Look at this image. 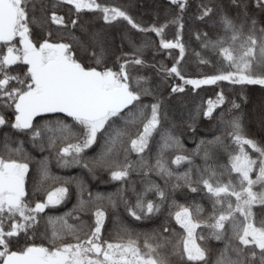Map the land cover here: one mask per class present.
<instances>
[{
	"label": "snow or ice",
	"instance_id": "1",
	"mask_svg": "<svg viewBox=\"0 0 264 264\" xmlns=\"http://www.w3.org/2000/svg\"><path fill=\"white\" fill-rule=\"evenodd\" d=\"M169 2L181 15L148 27L136 23L120 8L104 6L96 0H56L52 7L71 5L77 14L84 10L100 11L106 23L122 19L138 32L154 33L159 38L157 51L178 49L179 55L171 67L162 63L159 67L150 65L165 80L172 77L183 82L173 84L171 93H183L188 85L198 89L221 81L264 86V27L257 28L256 19L248 16L244 0H231L242 10L239 23L237 18L221 15L218 23L224 35L210 40L204 33L205 39L201 41L203 48L211 49L222 58L228 70L199 79L186 78L179 67L185 56L181 20L188 0ZM30 3L33 0H0V110H10L14 117L10 121L0 111V128L9 126L27 135L34 147L39 146L42 151L47 148L54 153L61 168L79 166L93 175L97 169L107 171L111 181L120 182V188L107 196L89 192L85 199V187L77 183L78 203L73 210L63 216L43 217L41 214L46 209L65 201L69 194L66 185L73 181L65 180L61 186L46 191L43 201L30 203L26 189L29 158L24 141H12L6 135L0 142V264H166L164 258L157 260L153 256L163 245H153L148 238L144 243L146 251L132 238L126 242L103 240L106 212L96 205L106 200L116 208L119 202L136 220L147 218L161 211L169 198L166 189L173 179L171 191L187 187L195 193L202 185L212 199V213L207 219L198 218L203 211L198 204L187 207L173 202L170 206L178 208L170 214L183 229L175 251L185 264H209V249L197 242L208 239L225 242L214 264H255L257 257L260 264H264V220L257 226L252 210L254 205L264 206V147L244 135L239 117L222 121L226 124L230 145L225 144L223 136H216L212 140L202 139L186 154L179 137L163 126L167 115L161 111V101L146 104L142 100L153 95L147 86L150 78L135 74V69L149 66L142 58L143 49L153 42L137 46L129 40L131 51H122L112 66H108L103 43L93 35L90 46L72 31L78 27L77 19L70 17L66 22L65 17L55 11L51 13V22L67 31L58 41L34 42L30 23H35L36 18L29 17ZM255 5L264 11V0H255ZM201 9L200 20L213 13L210 6L201 5ZM169 24L178 25L173 40L164 38ZM79 29L86 32L83 25H79ZM51 35L49 32L48 36ZM196 38L201 40V34ZM77 49L87 53L91 63L83 62L76 54ZM168 55H172L171 51ZM195 55L200 63H209L200 53ZM223 102V92L217 95L215 103L209 100L204 117L211 118L215 108ZM238 107L233 103V108ZM154 135L159 139L155 142L157 151L153 163L147 153ZM98 137L104 140L102 150L89 161L85 153L97 143ZM231 145L235 148L228 151V163L218 165L214 150L227 151ZM245 146L258 156L253 158ZM170 151L176 153L174 158L166 157ZM133 153L136 159H132ZM195 156L203 160L202 166L194 164ZM182 164L188 165L183 172H176L170 166L179 168ZM133 173L143 177L139 192L130 181ZM38 174V190L46 182L55 184L62 179L51 173L47 157L40 162ZM151 174L164 179L165 187L151 180ZM224 176L228 177L226 182ZM129 184L136 197L135 204H130L124 195ZM256 186L261 190H254ZM149 194H155L158 202L148 199ZM89 212L94 219L91 225H86L80 221L79 214ZM69 217L79 223H69ZM42 220L49 244L26 243L21 249L12 250L13 238L23 234L32 239ZM201 228L209 230L207 235L197 233ZM164 231L169 229L165 227ZM68 237L73 242L65 243Z\"/></svg>",
	"mask_w": 264,
	"mask_h": 264
},
{
	"label": "trees",
	"instance_id": "2",
	"mask_svg": "<svg viewBox=\"0 0 264 264\" xmlns=\"http://www.w3.org/2000/svg\"><path fill=\"white\" fill-rule=\"evenodd\" d=\"M96 2L104 6L120 8L143 27H148L153 24L161 25L181 15L176 6L170 4L169 0H97ZM54 3L56 1L33 0V3L29 4V14H33L36 20H39V18H45V14H51L55 11L58 15L64 14L66 22L70 17L77 19L78 27L72 29V31L90 46L91 36L94 35L99 41L101 40L107 52L106 59L108 66H112L116 56L120 55L122 51H131L129 40L137 46L145 42H153L150 47L143 49L142 58L149 66L142 68L137 66L135 69V74L150 78L147 86L151 88L153 95L142 97V100L146 104L154 103L156 100L161 101V111L167 115V119L163 121V126L170 128L173 134L179 137L186 154H190L202 139L206 141L212 140L216 136H223L225 144L230 145V138L227 137L226 124L222 121H228L234 117H239L244 135L254 140L259 146L264 147V86L231 84L227 81H221L215 85H203L198 89H193L191 85H188L185 86L183 93H171V86L173 84H182L183 82L178 78L172 77L165 80L163 75L158 74L156 68L150 67V65L155 64L159 67L162 63L166 67H171L174 63V58L179 55L178 49L157 51L159 38L154 33L138 32L132 29L122 19L112 23H106L103 20V15H101L103 13L100 11L84 10L77 14L71 5L63 4L58 5L54 9L52 7ZM244 3L247 7L248 16L256 19L257 28L264 27V11L256 7L255 0H244ZM201 5H207L213 8L212 15L206 17L204 20L198 19L202 10ZM241 11V9H238L232 4L231 0H188L181 20L184 25L181 36L182 43L185 45V56L179 65L182 74L186 78L199 79L228 70L222 58L211 49L203 48L201 41L205 39L203 36L204 33H207V39L210 40H216L218 36H223L224 32L218 23L220 16L228 15L231 18H237V23H239V19L242 18L240 17ZM45 20H48L47 15ZM79 25H83L86 32L80 31ZM30 28L32 30L31 36L37 40L38 38H42L58 41L67 31L62 26L53 25L51 22L50 24L47 22L41 28L36 21L35 23H30ZM114 29L116 30L114 31ZM177 30V24H169L165 29L164 38L167 40L175 39ZM49 32L52 33L51 37L48 36ZM112 32H114V38H117V40L112 39L109 41L107 36L110 35L111 37ZM245 32H247V26L245 27ZM198 33L201 34V40L196 38ZM65 42H67V37H65ZM169 51L172 53L171 56L168 55ZM195 53H200V56L208 60L209 63H200V58ZM76 54L83 62L91 63L87 53L77 49ZM221 92L224 95L223 104L215 108L211 118L204 117L203 112L208 107V101L212 100L215 103L217 95ZM233 103L239 105V107L233 108ZM4 115L10 121L14 119L10 110L4 109ZM117 123L119 125L120 122ZM6 135L12 141H24V148L29 158L28 161L32 160V156L38 154L40 155L38 160L45 157L55 159L53 152L49 150L39 151L38 148L33 146L27 135L18 133L9 126L0 128V142L4 140ZM158 139L159 136L154 135L153 140L149 144L150 151L147 153L151 156L153 163L157 151L155 142ZM103 143V138L98 137L97 143L91 149L87 150L85 156L89 161L101 152ZM234 148L235 145H231L227 151L222 148L215 149L213 152L215 162L218 165L227 164L228 151ZM175 154L170 151L166 153V157L171 159L174 158ZM132 159H136L135 153L132 154ZM38 164L40 165V163ZM194 164L203 165V160L200 156L194 157ZM55 165V162L48 164L50 171L51 173L53 172L52 174L54 176L61 177L62 179L55 184L51 182L44 183L45 190L41 193L42 197L45 196V192L48 191L49 186H61V183L65 180L73 182L66 185L69 189V194L65 201L55 209L42 213L41 216L43 217L63 216L65 213L71 212L73 207L78 203L77 183L84 185L85 199L88 198L89 192L93 195L101 193L107 196L117 193L118 188H120V182L111 181L107 171L97 169L93 175L87 169L78 166L77 168H64L63 174V169L56 168ZM170 166L176 172H183L188 167L187 164H182L179 168L175 165ZM31 167V164H29V170ZM142 178L141 175L135 173L130 176V181L134 182V187L137 192L142 190ZM150 178L159 184L161 188L165 187V181L160 176L151 174ZM193 179H195V169H193ZM171 183H175V180L170 181L169 188L166 189L169 191V198L163 204L161 211L141 220H136L130 216L125 210L124 205L119 202L116 208H112L106 200L96 205L103 208L106 212V219L102 229V239L109 242H126L129 238H132L137 241L142 251H146L144 249V243L145 239L148 238L149 243L153 245L158 243L163 245L153 253L154 258L157 260L164 258L166 264H185V261L175 251L176 242L181 238L183 229L176 224L173 216L170 214L174 213L178 208L170 206L173 202L176 205H184L187 207L198 204L203 208L198 218L207 219L212 213V199L206 193V190L203 189L202 185H200V191L193 193L187 187H180L175 191H171ZM131 186V184L126 185L129 190L125 191L124 195L130 204H135L136 197L130 190ZM35 196H32L31 200L29 199L30 203L38 200H34ZM147 198L158 202L155 194H149ZM96 206L90 205V207ZM79 215L80 221H83L84 224H92L94 217L91 212L87 214L81 213ZM261 216L264 218V213ZM68 222L73 224L79 223L72 217L68 218ZM43 225L45 231L44 220ZM165 227L169 229L168 232L164 231ZM44 231L42 233L37 231L36 237L33 236L32 239H29V237L23 234L19 238H13L11 243L12 250H19L26 243L44 244L47 246L49 240ZM208 231V229L201 228L197 230V233L203 232L207 235ZM48 235H50V231ZM164 237L168 238L167 242L164 241ZM64 242L70 243L73 240L71 237H68ZM197 242L209 249V264H214L220 250L225 247L224 241H216L214 239H208L207 241L198 240ZM229 255L234 256V253L229 252ZM255 264H260L259 257H257Z\"/></svg>",
	"mask_w": 264,
	"mask_h": 264
},
{
	"label": "rangeland",
	"instance_id": "3",
	"mask_svg": "<svg viewBox=\"0 0 264 264\" xmlns=\"http://www.w3.org/2000/svg\"><path fill=\"white\" fill-rule=\"evenodd\" d=\"M97 1V0H96ZM40 21V22H39ZM37 24H39V27H41V28H43L46 24H47V21L45 20V18H42V19H40L39 18V20L37 21ZM116 29H114V31H115ZM113 33L114 32H112V36L110 37V35H108L107 36V38H108V40L110 41V40H112V39H114V40H117V38L115 39L114 37H115V35H113ZM101 41V40H100ZM37 144H39V142H37ZM36 148H38V150L39 151H42L41 150V148L39 147V146H36ZM245 148H246V150L247 151H249V154L253 157V158H256L257 156H258V154L257 153H255V152H253L250 148H248L247 146H245ZM45 150H48L47 148H45ZM39 154L38 155H34V156H32V160H30V161H28L29 162V164H31V169L29 170V173H28V182H29V185H33V183H34V181H37L38 182V180H39V174H38V168H39V164L38 163H40L41 161H43L44 160V158L43 159H41V160H38V158H39ZM52 162H55V167L56 168H61V167H59L58 165H57V163H56V160L55 159H49L48 158V164H50V163H52ZM78 166H73V167H71V168H77ZM63 169V174H64V168H62ZM53 173V172H52ZM235 175L236 174H233V177H235ZM253 178H255V173H253ZM223 179H224V181L226 182L227 181V179H228V177L227 176H224L223 177ZM52 187H54V186H49L48 187V190L50 189V188H52ZM40 190H45V185H43L41 188H40ZM254 190H257V191H259V190H261L260 188H259V186H256V188L254 189ZM233 200H234V198H233ZM253 213H254V222L257 224V226H259V222L261 221V220H264V218H262V216L261 215H263V213H264V206H261V205H254L253 206ZM198 230V229H197Z\"/></svg>",
	"mask_w": 264,
	"mask_h": 264
},
{
	"label": "flooded vegetation",
	"instance_id": "4",
	"mask_svg": "<svg viewBox=\"0 0 264 264\" xmlns=\"http://www.w3.org/2000/svg\"><path fill=\"white\" fill-rule=\"evenodd\" d=\"M53 1H56V0H53ZM46 15L48 16V20H47V22H49V24H50V22H51V20H50V16H51V14H45L44 15V17L46 18ZM62 16H64V14H61ZM101 15H103V14H101ZM29 17H30V19L32 18V17H35V16H33V14L31 15V14H29ZM36 21H38V20H36ZM40 22V21H39ZM52 23V22H51ZM53 25H55L54 23H52ZM38 26H39V24H38ZM32 35V34H31ZM32 39H33V37H32ZM43 40L44 39H42V38H38V40L37 39H33V41L34 42H43ZM50 41H54V40H51L50 39ZM13 67H16V66H13ZM0 111H3V114H4V110H0ZM64 183V181L61 183V185ZM30 186V188H28ZM54 187H58V186H54ZM54 187H52V188H54ZM41 188V187H40ZM40 188H39V190H38V182L37 181H34V183H33V185H29V182H28V177H27V180H26V189H27V191H28V193H29V197H28V199H30L31 200V198H32V196H34V195H36L35 196V198H34V200H36V199H38L37 201H43L44 199H45V196H41V193H43L44 192V190L42 191V190H40ZM51 188V189H52ZM32 194H31V193ZM57 207V206H56ZM56 207H50V208H48V209H46L45 210V212L46 211H50V210H53V209H55ZM44 225H43V220L41 221V224L38 226V228H37V230H36V232H35V234H34V236L36 237V235H37V231L38 232H40V233H42L43 231H44ZM45 232V231H44Z\"/></svg>",
	"mask_w": 264,
	"mask_h": 264
}]
</instances>
